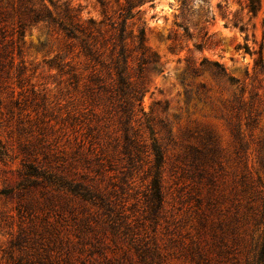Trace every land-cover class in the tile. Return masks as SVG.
Instances as JSON below:
<instances>
[{"label": "rangeland", "instance_id": "374dc122", "mask_svg": "<svg viewBox=\"0 0 264 264\" xmlns=\"http://www.w3.org/2000/svg\"><path fill=\"white\" fill-rule=\"evenodd\" d=\"M42 1L54 12L71 8L85 21L105 19L96 0ZM183 1L154 0L141 16L146 44L159 57L163 72L148 74L138 129L149 152L124 183L120 171L128 169L120 161L122 132L117 117L103 106L91 105L82 86L73 90L60 84L58 71L48 66L64 42L58 31L41 25L27 31L23 53L27 82L24 89H15L14 97L21 103L12 105L9 92L1 96L0 136L9 154L0 163L1 248L10 246L20 226L42 230L45 212L52 222L58 221L64 239L76 241L71 234L77 223L96 212L80 198L38 186L23 197L37 207L35 213L19 216L18 199L1 193L18 186L23 161L28 159L71 179L86 175V182L101 192L117 191L113 199L122 208L118 209L138 237L156 242L166 264H197L193 253L204 254L202 264H247L257 256L264 200V69L254 70L258 54L249 53H258L264 43V0L256 16L245 9L248 0H192V22L198 24L190 29L193 41L175 26ZM205 14L209 23L204 25ZM140 25L137 22L136 27ZM243 25L246 31L241 33ZM205 26L209 41L198 38ZM211 63L221 65L236 81L215 77ZM89 132L96 138L97 151L105 149L119 159L116 171L101 177L74 162L79 150L76 139ZM154 140L164 153L163 207L155 226L147 220L146 173ZM221 236L229 248L223 256L216 246Z\"/></svg>", "mask_w": 264, "mask_h": 264}, {"label": "trees", "instance_id": "16d2710c", "mask_svg": "<svg viewBox=\"0 0 264 264\" xmlns=\"http://www.w3.org/2000/svg\"><path fill=\"white\" fill-rule=\"evenodd\" d=\"M96 1L104 11L105 19L100 22L85 21L67 7L54 12L42 0H0V115L4 92L12 96V105L21 103L20 98L14 97L15 89H24L27 82L26 62L23 59L27 31L40 25L58 31L64 42L59 54L49 61L48 66L58 71L61 85L73 90L82 86V93L91 105L98 108L103 106L108 114L117 117L119 131L122 132L120 153L123 157L120 161L125 162L128 169L120 171V181L124 183L131 171L140 168L138 163L149 152L145 151L146 144L138 129L144 115L142 98L149 85L148 74L151 71L163 72L159 57L146 44V22H142L141 17L146 12L144 7L154 0ZM192 4V0H184L175 21V26L185 32L188 41L195 38L190 32L191 26H198L192 22ZM245 9L256 16L261 9L260 0H248ZM108 10L113 14H108ZM203 17L202 24H208L207 14ZM137 22H141L142 26L136 27ZM235 27L238 28L237 25ZM239 30L244 33L246 27L243 25ZM198 35L203 41L210 39L206 26L199 30ZM194 46L197 50L202 48L197 43ZM246 50L250 52L248 47ZM249 54H258L254 70L259 67L264 69V43L258 53ZM209 67L215 77L227 78L232 83L236 81L218 63H211ZM32 93H35L34 89ZM73 120L76 121V118ZM91 135L90 132L84 133L80 140L76 139L79 150L74 162H82L88 170H93L101 177L105 172L116 171L119 159L105 149L97 151L94 143L96 138ZM149 150L153 160L146 171L150 179L147 220L155 226L163 207L164 153L155 140ZM25 155L28 157V150ZM8 157V150L0 136V163ZM19 176L21 181L16 188L5 189L1 193L9 199H18L16 210L19 216L28 214L31 217L35 213L37 207L25 203L23 197L38 186L52 187L59 193L65 192L80 198L95 207L96 212L77 223L71 234L76 241H71L61 236L58 221L52 222L49 213L42 209L45 212L42 230L20 226L18 236L11 241L10 246L0 247V264H166L156 242L138 237L135 227L121 212L122 208L113 199L117 191L101 192L93 183L86 182V175L71 179L66 173H57L36 160H24ZM50 205H46L47 209L51 208ZM259 223L262 233L255 246L257 256L248 259L247 264H264V200ZM216 246L220 256L229 252L224 236L217 240ZM193 254L195 262L202 264L204 254Z\"/></svg>", "mask_w": 264, "mask_h": 264}]
</instances>
